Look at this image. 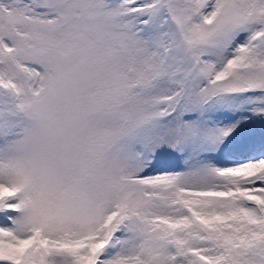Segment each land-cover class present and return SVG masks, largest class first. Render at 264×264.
Wrapping results in <instances>:
<instances>
[{"label":"snow or ice","instance_id":"1","mask_svg":"<svg viewBox=\"0 0 264 264\" xmlns=\"http://www.w3.org/2000/svg\"><path fill=\"white\" fill-rule=\"evenodd\" d=\"M0 264H264V0H0Z\"/></svg>","mask_w":264,"mask_h":264}]
</instances>
